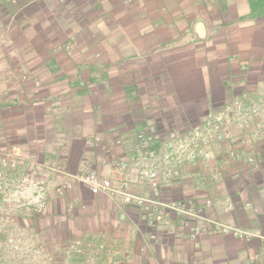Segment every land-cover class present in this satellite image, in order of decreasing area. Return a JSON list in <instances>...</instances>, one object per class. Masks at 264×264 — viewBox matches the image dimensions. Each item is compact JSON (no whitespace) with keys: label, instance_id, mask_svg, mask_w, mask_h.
<instances>
[{"label":"crops","instance_id":"crops-1","mask_svg":"<svg viewBox=\"0 0 264 264\" xmlns=\"http://www.w3.org/2000/svg\"><path fill=\"white\" fill-rule=\"evenodd\" d=\"M233 97L260 107L248 129L231 128L246 140L239 159L225 165L217 149L164 188L212 198L194 238L120 194L81 183L56 192L66 177L54 166L112 176L143 126L183 129ZM263 122L264 0H0V157L12 146L22 155L0 167V182L28 173L46 184L44 211L18 221L20 250L5 246L14 229L0 221V264H264ZM134 175L129 190L146 194ZM73 239L82 252L68 250Z\"/></svg>","mask_w":264,"mask_h":264},{"label":"built area","instance_id":"built-area-1","mask_svg":"<svg viewBox=\"0 0 264 264\" xmlns=\"http://www.w3.org/2000/svg\"><path fill=\"white\" fill-rule=\"evenodd\" d=\"M8 1L11 7L17 4V0ZM42 1L47 0H26V3ZM259 113L258 105L247 104L242 98L233 97L218 109L207 113L199 123L183 129H171L162 133L155 125L148 123L133 134V142L125 147L123 158L117 162L112 176H102L94 170L68 173L63 167L54 166L55 171L66 177L55 190L62 194L71 189L73 184L81 183L93 194H120L125 205L138 206L155 222L170 223L175 220L179 224L180 233L194 238L201 230L203 217L212 206V198H188L182 192L166 194L164 188L168 186L169 190L172 185H179L190 166L195 170L205 169L217 149L222 152L223 164L228 165L238 160L236 145L243 146L246 140L244 137H235L231 128L235 126L238 130L245 131ZM255 132L260 136L264 135V122L255 126ZM245 160L253 168L259 165V161L253 156H247ZM21 161V153L17 147L12 146L5 156L0 157V167L7 168ZM129 169L135 171V181L146 184V194L129 190ZM45 196V180H34L28 173L23 174L20 183L14 187H7L0 182V202L4 207L0 221L7 228L14 229V233H8L4 241L10 250L18 251L24 244L18 221L22 217L42 213L46 204ZM222 231L238 238L249 235L248 231L237 227L224 226ZM85 246L82 240L73 239L68 250L80 253Z\"/></svg>","mask_w":264,"mask_h":264},{"label":"rangeland","instance_id":"rangeland-1","mask_svg":"<svg viewBox=\"0 0 264 264\" xmlns=\"http://www.w3.org/2000/svg\"><path fill=\"white\" fill-rule=\"evenodd\" d=\"M60 1H61V4H62V8H67V4H68L69 0H60ZM42 2H44V1H42ZM34 4H37V3H34Z\"/></svg>","mask_w":264,"mask_h":264}]
</instances>
